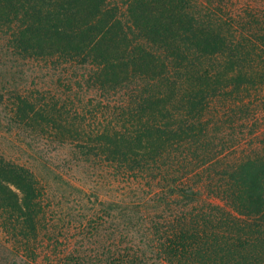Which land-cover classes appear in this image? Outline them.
I'll list each match as a JSON object with an SVG mask.
<instances>
[{
	"label": "trees",
	"instance_id": "1",
	"mask_svg": "<svg viewBox=\"0 0 264 264\" xmlns=\"http://www.w3.org/2000/svg\"><path fill=\"white\" fill-rule=\"evenodd\" d=\"M0 231V264H264V0H0Z\"/></svg>",
	"mask_w": 264,
	"mask_h": 264
},
{
	"label": "rangeland",
	"instance_id": "2",
	"mask_svg": "<svg viewBox=\"0 0 264 264\" xmlns=\"http://www.w3.org/2000/svg\"><path fill=\"white\" fill-rule=\"evenodd\" d=\"M243 1V0H241ZM211 199L214 201V202H220V200L218 198H215V197H211ZM1 237H2V233L0 231V240H1Z\"/></svg>",
	"mask_w": 264,
	"mask_h": 264
}]
</instances>
